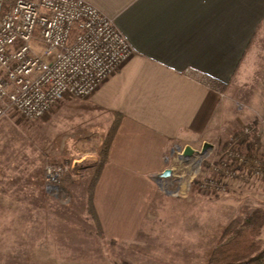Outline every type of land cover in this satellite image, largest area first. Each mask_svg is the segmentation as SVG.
<instances>
[{"label": "rangeland", "instance_id": "374dc122", "mask_svg": "<svg viewBox=\"0 0 264 264\" xmlns=\"http://www.w3.org/2000/svg\"><path fill=\"white\" fill-rule=\"evenodd\" d=\"M235 89L221 97L206 134L188 144L191 155L173 148L171 174L157 177L150 225L132 242L101 236L87 208L86 183L107 124L89 97L65 96L37 119L3 116L0 264H206L224 226L264 211V170L257 169L264 162V80ZM239 130L256 140L224 149ZM246 150L257 162L252 169ZM48 164L63 167L57 187L48 185ZM254 241L264 248V219Z\"/></svg>", "mask_w": 264, "mask_h": 264}, {"label": "crops", "instance_id": "0c3cea01", "mask_svg": "<svg viewBox=\"0 0 264 264\" xmlns=\"http://www.w3.org/2000/svg\"><path fill=\"white\" fill-rule=\"evenodd\" d=\"M87 1L133 48L89 96L106 115L104 134L115 127L95 213L103 237L132 242L150 225L173 148L206 134L227 92L264 80V0Z\"/></svg>", "mask_w": 264, "mask_h": 264}, {"label": "built area", "instance_id": "2783aa9c", "mask_svg": "<svg viewBox=\"0 0 264 264\" xmlns=\"http://www.w3.org/2000/svg\"><path fill=\"white\" fill-rule=\"evenodd\" d=\"M132 54L113 18L87 0H0V118L37 119L65 96L89 97ZM44 173L57 187L63 167Z\"/></svg>", "mask_w": 264, "mask_h": 264}, {"label": "trees", "instance_id": "16d2710c", "mask_svg": "<svg viewBox=\"0 0 264 264\" xmlns=\"http://www.w3.org/2000/svg\"><path fill=\"white\" fill-rule=\"evenodd\" d=\"M220 85L222 89L225 86L223 83H220ZM114 129L115 127L112 126L102 137V142L98 150L100 160L92 167L86 183L87 208L93 218L95 228L101 236L103 234L93 205V191L102 166L107 158V151ZM233 136L234 138L231 141H227L224 144V149L231 142L237 145L246 143L245 145L248 146L252 145L254 140H256L255 134H246L242 130L236 131ZM235 155L232 154L230 157L232 161L237 159ZM243 156L245 158V166L252 169L255 163H257L253 153L250 150H246ZM257 166V169L264 170V162H261ZM263 219L264 211L261 208H256L251 214L245 215L244 217L237 216L233 218L221 229L216 245L212 249L206 264H264V248H260V245L254 241V235L258 232Z\"/></svg>", "mask_w": 264, "mask_h": 264}, {"label": "water", "instance_id": "95a60500", "mask_svg": "<svg viewBox=\"0 0 264 264\" xmlns=\"http://www.w3.org/2000/svg\"><path fill=\"white\" fill-rule=\"evenodd\" d=\"M210 145L209 143L205 142L204 145H203V148L204 149L206 146ZM193 152V149L190 147V146H185L182 150V154L183 155H191ZM171 174V169L170 168H166L164 169L159 175L158 177H168L169 175Z\"/></svg>", "mask_w": 264, "mask_h": 264}]
</instances>
